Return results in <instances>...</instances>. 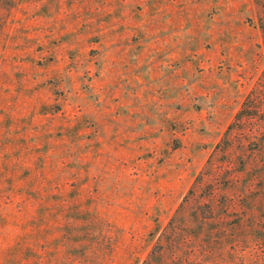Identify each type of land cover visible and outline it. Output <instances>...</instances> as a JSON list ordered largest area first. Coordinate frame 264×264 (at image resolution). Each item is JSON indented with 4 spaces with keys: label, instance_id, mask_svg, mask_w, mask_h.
<instances>
[{
    "label": "rangeland",
    "instance_id": "374dc122",
    "mask_svg": "<svg viewBox=\"0 0 264 264\" xmlns=\"http://www.w3.org/2000/svg\"><path fill=\"white\" fill-rule=\"evenodd\" d=\"M263 9L0 0V264H264Z\"/></svg>",
    "mask_w": 264,
    "mask_h": 264
},
{
    "label": "trees",
    "instance_id": "16d2710c",
    "mask_svg": "<svg viewBox=\"0 0 264 264\" xmlns=\"http://www.w3.org/2000/svg\"><path fill=\"white\" fill-rule=\"evenodd\" d=\"M261 3V6H263L264 8V0H257ZM260 27L262 30V38H263V43H264V9H263V15L260 16ZM259 83H261V86L264 87V80L259 81ZM259 94L257 89H253L251 90V92L247 95V119L252 120L253 118L256 117L257 115V110H258V105H259ZM258 135H263L264 136V127L263 128H257L254 130H250L247 133V137H248V141L249 143H252L256 140V142L258 141ZM261 138V137H260ZM259 142V141H258ZM257 142V144H258ZM260 146L259 148H253L251 149L252 151L256 150H260V148L264 145V141H260L259 143ZM264 224V223H263ZM262 224V225H263ZM251 231L252 232H256V230H259L258 235L253 236L254 237V243L256 245V249L253 250L254 256H256L257 258H262L264 257V225L263 227H260V229L258 227H251ZM254 235V233H252Z\"/></svg>",
    "mask_w": 264,
    "mask_h": 264
}]
</instances>
